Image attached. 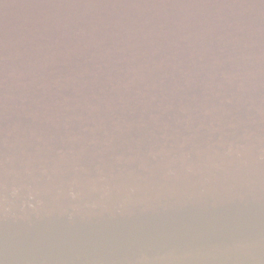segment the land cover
Listing matches in <instances>:
<instances>
[{"label":"water","instance_id":"water-1","mask_svg":"<svg viewBox=\"0 0 264 264\" xmlns=\"http://www.w3.org/2000/svg\"><path fill=\"white\" fill-rule=\"evenodd\" d=\"M0 264H264V0H0Z\"/></svg>","mask_w":264,"mask_h":264}]
</instances>
